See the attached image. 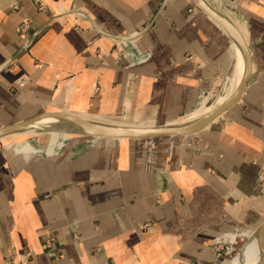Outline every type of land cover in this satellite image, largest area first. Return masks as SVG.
Returning a JSON list of instances; mask_svg holds the SVG:
<instances>
[{
    "label": "crops",
    "instance_id": "0c3cea01",
    "mask_svg": "<svg viewBox=\"0 0 264 264\" xmlns=\"http://www.w3.org/2000/svg\"><path fill=\"white\" fill-rule=\"evenodd\" d=\"M234 3L253 81L206 129L0 147V264H217L215 236L259 227L264 0ZM233 45L193 0H0V127L45 111L177 122L227 84Z\"/></svg>",
    "mask_w": 264,
    "mask_h": 264
},
{
    "label": "water",
    "instance_id": "95a60500",
    "mask_svg": "<svg viewBox=\"0 0 264 264\" xmlns=\"http://www.w3.org/2000/svg\"><path fill=\"white\" fill-rule=\"evenodd\" d=\"M193 2L208 17L212 18L225 29V31L229 34L231 41H234L239 45L243 54L244 74L241 82L233 95L222 105L193 121L181 120L169 124L153 126L115 123L72 112L45 111L32 118L0 127V141L8 143L11 139L24 136L25 134H21L28 132L32 134H42L48 133L53 129L63 133L65 131L62 129L63 125L60 124L63 121H68L78 127L79 131L76 130L69 132L73 136L109 138L116 140L190 136L201 132L211 124L215 123L242 99L249 85L253 81L252 54L246 38H244L242 33L230 19H228L224 14L216 11L205 0H193ZM45 119H55L57 122L41 124V121ZM255 232H257L260 242L264 248V221L259 225ZM241 250H239V252Z\"/></svg>",
    "mask_w": 264,
    "mask_h": 264
},
{
    "label": "bare ground",
    "instance_id": "6f19581e",
    "mask_svg": "<svg viewBox=\"0 0 264 264\" xmlns=\"http://www.w3.org/2000/svg\"><path fill=\"white\" fill-rule=\"evenodd\" d=\"M205 1L207 3H209V5H211L216 11L224 14L228 19H230L226 15V13L222 10V8L219 6V4L217 3V0H216V2L214 0L215 3H211L209 0H205ZM239 31L241 32L240 29H239ZM242 35H243V33H242ZM228 36H229V34H228ZM233 44H234L233 46H234V48H235V50L237 52L236 53V58H235V63H234L235 66H234V69L231 72V74L228 76L227 84L225 86V94H224V96L221 98V100H219V102H217L215 105H213L212 107H210L206 111H204V112H202V113H200L198 115L191 116L188 119H184V121L185 120L193 121V120H196V119L206 115L207 113H209L210 111H212L213 109L219 107L225 101H227L233 95V93L237 90V88H238V86H239V84L241 82V79L243 77V74H244V58H243V54L241 52V49H240L239 45L236 42H234V41H233ZM143 59L146 60L147 56L145 58H143ZM41 122H42L41 124H47V123H51V122L55 123L57 121L55 119H45V120H43ZM60 124L63 125L62 129L65 132L61 133V132L55 131L53 129L52 130L49 129L50 131L47 133L48 135H50L52 137V139L54 137L60 136L62 134L61 135L62 142L59 143V148H61L64 145V142L68 138H72L73 135H71V133H69V132H73V131H76V130L79 131L78 127H76L74 124H72V123H70L68 121H63ZM24 134H32V133L28 132V133H23L21 135H24ZM39 134H41V133H39ZM83 138H86V137H83ZM1 142H3V141H0V143ZM13 143H14V141L8 142V143H6L4 145L0 144V147H3V146L8 147V146H10ZM18 148L20 149V151H23V152H32V153L34 151H36L38 153L41 152V150L38 149V147H31L26 142L23 143ZM245 235L246 236H245L244 245H242V247L240 248V250L241 249L242 250L237 253V255H236V257L234 259H232L233 261L231 262V264H261V263H263L264 262V248H263V246H262V244L260 242V238H259L257 232L251 231V232L246 233Z\"/></svg>",
    "mask_w": 264,
    "mask_h": 264
},
{
    "label": "rangeland",
    "instance_id": "374dc122",
    "mask_svg": "<svg viewBox=\"0 0 264 264\" xmlns=\"http://www.w3.org/2000/svg\"><path fill=\"white\" fill-rule=\"evenodd\" d=\"M209 1L211 3H215L216 2V0H215V2H214V0H209ZM242 1L243 0H241V2ZM234 2H235V0H217V3L219 4V6L222 8V10L224 12L229 11L232 8V6H237V5H235ZM128 53H131V52L128 51ZM225 86H226V83L222 84V86L216 92H214V91L213 92L212 91L206 92L203 95V98L208 97V99H206L207 103L200 108L199 104H198V102H199V98H198L197 102H196V104H198V106H196L195 110L192 111L191 113H189L186 117H181L178 120L181 121V119L184 120V119L190 118L191 116L198 115V114L206 111L207 109H209L213 105H215L224 96V94H225ZM156 121H157V119H156ZM61 135L57 136V137H54L52 139V137L50 135H48L47 133H43V134H25L24 136H19V137H16L14 139H11L10 141H14V143L11 144L10 146L14 147V150L17 151V152H23V151H20V149L18 147H20L23 143L26 142L31 147H38V149L41 150V152H39V153L34 151L33 153H35V154H33V155H46V154H48V152H52V154H55L57 152L58 148H59V143L62 142ZM82 138L83 137L72 136V138H68L65 142H67L68 140L69 141H71V140H88V141H90V140L93 139V138H89V137L88 138L86 137V138H83V139ZM27 154H32V152H29ZM253 231H255V230H253ZM243 245H244V243H243ZM241 247L242 246H240V248ZM239 250L237 249L236 252L234 254H232V256H231L232 258L230 257V258H228V260H226L224 262H221V263L222 264H231V262L233 261L232 259H234L236 257V255L239 252Z\"/></svg>",
    "mask_w": 264,
    "mask_h": 264
},
{
    "label": "built area",
    "instance_id": "2783aa9c",
    "mask_svg": "<svg viewBox=\"0 0 264 264\" xmlns=\"http://www.w3.org/2000/svg\"><path fill=\"white\" fill-rule=\"evenodd\" d=\"M120 44L123 49L120 50L122 52L121 53L122 58L124 57L125 59L127 58L133 59L132 56L137 57L136 55H134V53L132 52L128 53L127 50L125 49L129 45L128 42L124 43L122 40ZM248 232L250 231L235 229L234 231L219 234L212 239L211 246L214 250V255L217 260V264H222L221 262L228 260V258H230L232 254L236 252L237 249L238 250L240 249V246H242L243 243L245 242V236H246L245 234Z\"/></svg>",
    "mask_w": 264,
    "mask_h": 264
}]
</instances>
